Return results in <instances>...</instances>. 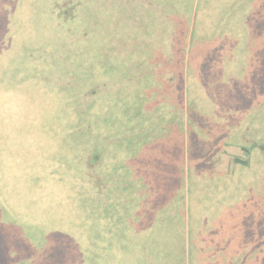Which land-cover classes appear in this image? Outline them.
Listing matches in <instances>:
<instances>
[{
	"label": "trees",
	"instance_id": "trees-1",
	"mask_svg": "<svg viewBox=\"0 0 264 264\" xmlns=\"http://www.w3.org/2000/svg\"><path fill=\"white\" fill-rule=\"evenodd\" d=\"M20 1L0 0V13L11 12L13 2ZM89 1H46L51 32L49 28L43 31H47L48 39L41 41L39 35L32 44L33 49L22 55L16 54L19 45H14V50L9 45L0 49V264H99L100 252L112 248H107L102 237L108 238L111 244L114 241L109 238L114 234L113 216L108 213L109 222L99 221L97 226L93 219L97 215L102 217L100 212L104 213L98 210L100 205L96 207L97 186L94 195L92 182L95 169L108 155L106 137L98 133L101 111L97 92L101 87L105 91L108 82L103 80L96 88L91 84L90 50L89 44H85L91 33L83 26H76L85 15ZM192 1L195 27L194 23L191 29L189 25L186 27V19L192 12L188 10L180 15L179 4L177 29L155 39L154 47L150 44L151 49H155L152 59L156 61L151 65L156 68L158 79L171 82L166 86V105L157 107V113L153 114L142 109V101L151 99L155 90V86L145 80L146 69L127 79L124 100L135 89L131 96L134 103L128 122L121 119L117 125H121V136L133 163L139 148L134 143L137 137L146 138L148 143L156 139L162 141L163 151L159 154L173 157L170 163L174 169L169 162L165 169L171 174L187 170L189 183L194 186L190 187L189 208L197 221L206 218V214L198 210L193 193L208 178L222 182L220 167L223 170L224 153L243 150L246 144L251 152L264 156V117L260 111L253 114L251 124L244 125L243 142L244 98L236 69L242 64L237 62L242 61L238 52L241 45L235 42L229 47L224 41L236 33V23L230 21V17H236V11L244 9L249 14L255 10L257 14L260 9L263 12L258 18L241 17L244 38L253 34L254 26L264 25V0ZM247 17L251 19L249 24L245 23ZM167 19L170 22V15ZM6 25L5 20L0 27ZM39 25L35 30L41 33L42 24ZM21 28L25 32L29 26L23 22ZM160 33L156 30V37ZM252 37L255 43L257 37L255 34ZM81 42L84 45L80 46ZM199 43H203V47H199ZM205 56H215L221 61L216 64L217 60L205 59ZM101 61L92 62V74ZM189 65L207 66L201 71H208L210 80L216 73L220 85L216 94L225 100L209 101L208 105L197 98L194 101V90L190 91L191 83L188 75L185 77ZM78 73H82L81 78ZM184 80H187L188 90L187 114L183 101ZM140 86L141 96H138ZM204 90L200 92L202 96L207 92ZM120 105L124 109V104L117 101L115 110L120 111ZM160 134L167 136L161 138ZM129 136L130 139L126 138ZM171 136L177 141L168 143ZM138 165L135 169L141 167ZM99 174L97 183L102 185L104 194L107 181ZM231 175L230 187L236 191V184L241 187L242 179L241 176L236 179L234 172ZM209 198L213 206V198ZM238 207L237 214L235 199L227 204L224 214H215L216 226L213 225L212 232L217 253L214 264H264V226H256L243 236ZM110 208L111 205L109 212ZM153 246L158 248V243L144 249L143 264H156L157 256L152 257ZM186 257L179 260L180 264L185 263ZM189 264L194 263L189 261Z\"/></svg>",
	"mask_w": 264,
	"mask_h": 264
},
{
	"label": "rangeland",
	"instance_id": "rangeland-1",
	"mask_svg": "<svg viewBox=\"0 0 264 264\" xmlns=\"http://www.w3.org/2000/svg\"><path fill=\"white\" fill-rule=\"evenodd\" d=\"M46 1L48 0L13 2L14 8L12 5L10 6L13 8L11 12L0 13V21L5 22L6 20L7 22L6 26L0 27L2 28L0 29L1 50L4 45L11 46L13 50L14 45H19L16 54L22 55V53H28L33 49L32 44L34 45L35 39L39 35L42 37L41 41L44 38L48 39L47 31L45 33L43 31L44 28H49L50 14L46 9ZM179 4H181L180 15H184L188 10L192 12L186 19V27L189 25V29H191L193 23L195 27L196 16L194 14L193 17L192 0H91L86 3L85 15L80 17L76 24L78 27L87 28V31L91 33L85 43L89 44L90 50L91 84L94 83L93 86L96 88L101 85L103 80L108 82L105 91L102 87L99 91L97 90L101 111L98 133L106 137L105 150L108 155L95 169L94 183L92 182L94 195L97 186L96 207L100 205L98 210L104 213L100 212L102 217L97 215L93 216V219L94 225L97 226L99 221H105L106 224L109 222V219L107 220L108 213L113 216L114 234L109 238H113L114 241L111 244L108 238L102 237L106 241L107 248H112L106 252H100L99 264L103 262L104 264H143L144 249L152 243H158V248L153 246L154 253H152V257L157 256L156 264L159 262L161 264L162 262L180 264L179 260L185 255L187 257L184 264H189V261L194 264H214L213 258L217 253L214 248L215 239L212 232L213 225L216 224L215 214H224L227 204L235 199L236 208L234 210L236 209L238 214L237 205L239 212L241 210L243 236L248 234V231L256 229V226H264V156H260L257 152H251L253 150L249 145L243 144V152L238 154L244 160L249 161L248 166L242 167L230 163V166L226 165L223 170L220 167L223 174L221 183H216V178H208L196 187L193 194H195L197 208L206 214V218L203 217L197 221L191 216L188 207L185 218V208L182 207L184 204L181 205L179 194L170 195L168 199L164 197L166 183L161 188L147 184L141 189L135 180V175L131 173L134 171L133 159L128 151L127 143L121 136V125H117L121 119L128 122V114L130 115V110H132L130 107H133L134 103L131 96L134 95L135 89L124 100L127 82H129L127 79L130 80L131 76L138 75L139 72H146L148 69L145 80L150 81L155 86V90L150 96L151 99L142 101V109L153 114L157 107L166 105L168 98L166 86L171 82L158 79V72L156 73V68L151 65L156 61L152 59L155 49H151V46H155V44L153 45L155 39L163 38L171 29H177L176 23L179 21L177 7L179 8ZM255 5L253 3V6ZM262 14L260 9L257 14L255 10L249 14L244 9L236 11V17H230V21L236 23L234 29L236 33H233L228 40H224L226 46L229 45V47L233 46L235 42L239 46L241 45L238 52L242 61L237 60V62L242 64L236 69L237 74H240L238 81L241 80L244 98L243 142L244 125L251 124L253 114H258L260 111L261 116L264 117V25L254 26L251 32L256 35L257 39L255 38L256 41L253 43V34L249 33L247 37H243L241 17L248 15L258 18ZM169 15L170 22L167 19ZM26 18L27 20L24 21ZM181 18L183 19V17ZM183 21L185 22L184 19ZM23 22L29 26L25 32L21 28ZM40 23L42 24L41 33L35 30L40 28ZM245 23H251V19L247 17ZM44 24L47 25L44 26ZM47 30L51 32L50 28ZM156 30L161 31L157 37ZM181 30L182 26L178 28L179 32ZM214 38L217 39L216 36ZM150 44L152 45L150 46ZM82 45L84 43L81 42L80 46ZM203 45V43L198 44L199 47H203ZM197 51L202 50L198 49ZM73 55L72 52V59ZM204 58L215 59L217 60L214 62L216 64L221 61L215 56H205ZM103 59L106 60V64H102ZM149 59L152 60L149 61ZM98 60L102 61L94 69L95 74L94 72L92 74V62ZM139 64H143V66H139ZM202 68L208 67L202 65L198 68V66L189 65L185 72V77L187 78L188 75L189 83H191L190 91L194 90L192 95L194 101L197 98L202 101L203 105H208L209 101L213 103L224 101L225 98H218L216 94L220 89L216 73L212 74L210 80L211 75L208 71H201ZM81 76L82 73H78V77L81 78ZM131 84L133 85V82ZM204 89H207V92L202 96L200 92L201 90L205 91ZM138 96H141V86ZM117 101L124 104V109H121L122 105H120L121 110H115ZM169 140L170 143H173L172 136ZM156 147L163 151L161 144ZM118 148L119 152H117ZM169 157L165 159L169 160L170 168L174 169L170 163L173 157ZM155 162L154 157L148 158L150 165ZM156 168L159 167L156 166ZM163 171L165 170L163 169ZM229 171L231 174L235 173L236 179L241 176L242 184L241 187L236 184V191L234 187H230L232 179L229 178L232 175L228 173ZM100 172L103 174H99ZM97 174L107 181V183L104 182L106 183L104 184V194H102V185L97 183ZM172 175L169 177L170 180L168 178V185H173L176 182L177 176ZM158 176L167 175L159 174L154 177ZM160 181L161 178L158 179L159 187L161 186ZM190 187L194 186L190 184ZM174 188L178 189V186L176 185ZM208 197L213 198V206L210 205ZM110 205L112 208L109 212Z\"/></svg>",
	"mask_w": 264,
	"mask_h": 264
},
{
	"label": "crops",
	"instance_id": "crops-1",
	"mask_svg": "<svg viewBox=\"0 0 264 264\" xmlns=\"http://www.w3.org/2000/svg\"><path fill=\"white\" fill-rule=\"evenodd\" d=\"M183 84H184L183 101H184V107H185V114H187L188 113L187 112V103H188L187 80H184ZM159 136L161 138H164L163 136H167V135L160 134ZM126 138L130 139V136L126 137ZM185 139H187V136H185ZM172 140H173V142L177 141L175 138L172 139ZM136 141H138V142L136 143ZM134 143L136 145H138L139 148H137L138 154L134 156V161L135 162L133 163L134 164L133 167L135 169V166L137 164H142V165H141V167H136L135 170L137 172L134 170V171H131V173L135 175V180H137V182H138L139 186L141 187V189H143L144 186H146L147 184L154 185V186H157L158 188H161L162 185L164 183H166V186H165V189H164L166 194L164 195V197L166 199H168L170 195L174 196V194H179L180 195L179 199L181 201V205L184 204V205H182V207H183V209L185 208V218H186L187 217L186 211H187V207L189 208V200L191 198V193H190L191 188H190V183H189V177H188L187 170L185 169L184 171H179V172L172 173V174H175V176H177L176 182H174L173 185H168V178L170 176H173L171 174V171L165 169V168H168L166 162H169V160H166L165 158L169 157V156H165L162 153L160 155L159 153L161 151L156 147L158 144H161L162 141L154 139V140H152V142L148 143L146 141V138L144 140H141L139 137H137V139L134 141ZM168 143H170V142H168ZM135 151H134V154H135ZM240 152H242V148L239 149L238 151L234 150L233 152L224 153L222 155L223 159H222V162H221L223 168L226 165L230 166V163L231 164L234 163L235 165H238V164H236L234 162V160L236 158L243 159L242 157H240V155H238ZM150 156H152V157H154L156 159V162L154 164H152V165H150L148 163V158ZM185 157H187V154L185 155ZM159 158H162V159L161 160H157ZM146 166H149L152 170L149 171ZM156 166L159 167V168H156ZM239 166H241V165H239ZM163 169L165 171H163ZM228 173L231 174L230 171ZM159 174H164V175H167V176L154 177V176L159 175ZM159 178H161V181H160L161 186L160 187L158 185L159 184L158 183V179ZM169 180H170V178H169ZM176 185L178 186V189L174 188ZM144 209H145V207H144ZM183 216H184V213H183Z\"/></svg>",
	"mask_w": 264,
	"mask_h": 264
},
{
	"label": "water",
	"instance_id": "water-1",
	"mask_svg": "<svg viewBox=\"0 0 264 264\" xmlns=\"http://www.w3.org/2000/svg\"><path fill=\"white\" fill-rule=\"evenodd\" d=\"M234 162L238 165H241V166H248L249 165V161L248 160H244V159H241V158H236L234 160Z\"/></svg>",
	"mask_w": 264,
	"mask_h": 264
}]
</instances>
